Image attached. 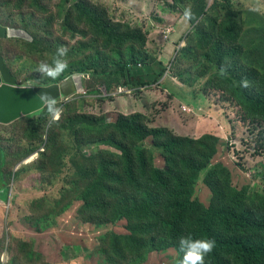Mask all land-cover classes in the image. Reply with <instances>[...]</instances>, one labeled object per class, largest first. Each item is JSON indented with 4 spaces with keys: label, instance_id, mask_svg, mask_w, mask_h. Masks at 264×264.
Returning a JSON list of instances; mask_svg holds the SVG:
<instances>
[{
    "label": "rangeland",
    "instance_id": "1",
    "mask_svg": "<svg viewBox=\"0 0 264 264\" xmlns=\"http://www.w3.org/2000/svg\"><path fill=\"white\" fill-rule=\"evenodd\" d=\"M75 1L45 0L43 9L23 8L22 15L0 6L1 26L14 27L15 36L31 40L33 34L40 41L36 49L30 50L15 42L17 38L0 40L2 57L6 59L5 63L17 84L47 87L41 84L55 82L52 84L58 85L70 76L76 77L73 83L78 89L71 96L59 99L52 119L60 116L63 110L60 103L68 101L66 106L70 115L82 112L102 123H111L120 114L128 115L139 110L147 115L149 126H165L176 135L191 138L215 135L221 139V144L214 163H222L230 170L232 184L236 188L249 187V205L264 202V146L258 140L264 135V123L252 121L244 124L240 119L242 108L229 94L232 90L256 93L255 85L248 82L244 87L237 80L245 69H249L247 63L251 57L241 54L242 49L237 44L228 43L222 36L215 41L207 34L202 36L209 22L200 18L191 25L184 16L186 10H191V4L175 7L171 0H86L104 9L112 21L126 22L146 32L147 56L143 62L146 65L139 64L142 69L150 67L153 62H163L162 76L155 84L127 89L118 87L116 80L112 86L105 87V83L98 84L93 80L100 79L96 75L102 73L96 70L129 56L119 58L104 49L99 40L93 39L83 23L67 21L66 13ZM213 1L207 0V7ZM217 3L216 8L233 3V11L239 12L240 18L246 22L243 31L256 24L264 28V0H217ZM211 11L209 13L213 15L220 10ZM166 14L174 16L172 19L184 17L185 22L182 34L169 42L162 38L172 21L170 16L165 17ZM50 18H53L51 26L48 25ZM21 27L29 29L30 33L26 31L29 36L17 31ZM259 43L260 40L249 47L256 51L255 46ZM216 45L222 47L223 54L214 52ZM59 47L68 50L67 67L58 76L40 71L41 64L53 63ZM31 76L35 79H28ZM61 76L64 78L59 79ZM226 79L232 80L231 86L225 84ZM108 81L110 79L106 78ZM83 86L87 87L86 90ZM96 87H99V92L94 91ZM164 87H173L172 93ZM144 96L150 98L143 99ZM143 103H147L149 108H143ZM183 106L192 112L188 113ZM9 131L13 129L5 131L0 128V147L7 155L16 152L24 155L25 150L37 149L4 172L8 194L7 201L0 203V264L2 257L5 264H113L110 259L116 264H124L122 259L103 254L105 249L101 240L109 233L127 234L125 220L103 228L83 222V202L79 195L89 181L85 173L89 162L82 156L73 158L66 155V146L59 153L61 163L57 167L53 165L57 155L45 167L48 168L47 173L23 170V166L33 165L44 150L46 135L41 144H30L25 139H17ZM14 134H19V131ZM64 138L67 143V137ZM144 144L150 147V138ZM91 148L95 149L96 145ZM100 148L115 152L110 146ZM155 163L160 168L163 166L158 157ZM201 181L197 184L196 196L206 205L210 194ZM49 211V216H46ZM30 251L35 254L31 259L27 256ZM151 254L146 264H176L183 255L174 249Z\"/></svg>",
    "mask_w": 264,
    "mask_h": 264
},
{
    "label": "trees",
    "instance_id": "2",
    "mask_svg": "<svg viewBox=\"0 0 264 264\" xmlns=\"http://www.w3.org/2000/svg\"><path fill=\"white\" fill-rule=\"evenodd\" d=\"M171 1L175 7L183 3L192 5L191 18L188 19L191 25L200 18L209 22L202 36L207 34L213 41L222 36L228 43L237 44L242 49L241 54L251 57L247 63L249 69H245L237 80H247L255 85L256 93L232 90L229 94L242 108L243 117L240 116V119L244 124L252 121L264 123V28L256 24L243 31L246 22L240 18L239 12L233 11V3L221 4L216 8L217 0L210 7H207V0ZM44 2L0 0V6L22 15L23 8L43 9ZM216 10L220 11L213 15L209 13ZM66 18L68 22L83 23L91 37L99 40L104 49L119 58L129 56L96 70L102 72L96 75L100 79H93L96 83H105V87H110L117 80L118 87L129 89L150 86L160 80L162 61L153 62L155 65L151 63L150 67L144 69L139 66L147 56V34L139 27L112 21L104 9L86 0H76L66 13ZM50 20L49 26L53 18ZM17 29L30 33L27 27ZM216 33L217 37H214ZM6 39L10 40L5 38L3 41ZM259 40L256 51L249 47ZM14 41L30 50L36 49L40 43L38 36L33 34L31 40L17 38ZM244 47H247L246 51ZM221 49L220 45H216L214 52L223 54ZM79 71L87 72L85 69ZM63 78L61 76L59 79ZM106 78L110 79L108 83ZM224 82L231 86L232 80L226 79ZM52 83L55 82H43L41 85L49 86ZM83 87L86 90L87 87ZM164 88L172 93L173 87ZM94 91L99 92V87ZM60 98L51 100L55 101L53 111L50 112L45 105L40 111L12 124H0V128L5 131L13 129L9 131L12 135L30 144H41L46 135L44 150L38 154L33 165L23 166V170L47 173L48 168L45 167L57 155L58 159L53 165L57 167L61 163L59 153L66 146V155L73 158L82 156L89 162L85 172L89 181L79 195L83 202V222L98 228L120 220L126 222L127 234L109 233L101 240L105 249L103 254L122 259L124 264H146L151 253L162 254L170 249L181 253L179 238L191 235L197 239L215 240V248L206 256L205 264H264V202L249 205V187L236 188L232 184L230 170L222 163H214L221 144L219 137L212 134H203L198 138L176 135L168 127L149 126L147 115L138 111L120 114L115 121L102 123L86 113L70 115L66 106L68 101L60 103L63 110L57 119H52ZM15 131H19V134H14ZM149 138L151 145L147 147L144 143ZM258 140L264 146V135ZM94 145L96 148L92 149ZM109 146L115 152L100 148ZM36 149L25 150L24 155L10 153V156L1 148L3 186L0 200H6L8 194V180L4 172ZM157 157L163 163L161 168L156 166ZM200 179L210 194L206 205L196 196ZM34 255L30 251L27 256L31 259Z\"/></svg>",
    "mask_w": 264,
    "mask_h": 264
},
{
    "label": "water",
    "instance_id": "3",
    "mask_svg": "<svg viewBox=\"0 0 264 264\" xmlns=\"http://www.w3.org/2000/svg\"><path fill=\"white\" fill-rule=\"evenodd\" d=\"M14 31L0 25V40L5 38H21L26 40L21 36H15ZM17 31H22L28 35L23 30ZM75 78L70 76L58 85L53 84L47 87L19 86L0 53V124L7 125L17 121L21 117L40 111L46 104L38 99V97L45 96L49 100H54L57 97L66 98L71 96L78 89H76L73 83ZM53 88L58 91L55 97L42 93V91H47L48 93ZM1 167L2 151L0 150V188L2 187Z\"/></svg>",
    "mask_w": 264,
    "mask_h": 264
},
{
    "label": "clouds",
    "instance_id": "4",
    "mask_svg": "<svg viewBox=\"0 0 264 264\" xmlns=\"http://www.w3.org/2000/svg\"><path fill=\"white\" fill-rule=\"evenodd\" d=\"M184 16L186 19H190L191 10H186ZM171 33L172 28L168 27V30L163 32V40L167 41ZM67 51L66 48L59 47L56 51L53 63L51 65L41 64L40 71L47 75L58 76L67 67ZM241 83L244 87L248 86L247 80ZM38 99L42 100L47 105L50 112L54 110L55 101H51L45 96L38 97ZM183 109L188 113L192 112L190 108H186L185 106H183ZM178 243L179 250L183 254L179 264H205L206 256L212 253L215 248V240L209 238L197 239L193 238L191 235L181 236Z\"/></svg>",
    "mask_w": 264,
    "mask_h": 264
},
{
    "label": "crops",
    "instance_id": "5",
    "mask_svg": "<svg viewBox=\"0 0 264 264\" xmlns=\"http://www.w3.org/2000/svg\"><path fill=\"white\" fill-rule=\"evenodd\" d=\"M169 16H170V18H171L172 21L169 23L170 25H168V27H171L172 28V33L170 34L167 42H169L171 40V38H173L174 36H176L178 34H182V30H183V28L185 26L184 17H182V18L177 17V18L172 19L174 16H171L169 14H166L165 15V17H169ZM9 29L10 30H13L14 28H9ZM0 43H1V41H0ZM164 46L167 47L166 43L164 44ZM143 93H144V91H143ZM143 93H142V95H143ZM146 98L149 99L150 97L144 96L143 99H146ZM142 107L143 108L144 107L149 108V105H147V103H143ZM143 110H145V109H143ZM10 124H12V123H10ZM1 125H3V124H1ZM7 125H9V124H7ZM0 150H1V148H0ZM1 175H2V173H1ZM1 191H2V188H0V192ZM5 201H7V196H6V200H0V203H4Z\"/></svg>",
    "mask_w": 264,
    "mask_h": 264
},
{
    "label": "bare ground",
    "instance_id": "6",
    "mask_svg": "<svg viewBox=\"0 0 264 264\" xmlns=\"http://www.w3.org/2000/svg\"><path fill=\"white\" fill-rule=\"evenodd\" d=\"M57 89H55V88H53V89H50L49 91H48V93H47V91H42V93L44 94V95H48V96H54L55 97V95L57 94Z\"/></svg>",
    "mask_w": 264,
    "mask_h": 264
},
{
    "label": "built area",
    "instance_id": "7",
    "mask_svg": "<svg viewBox=\"0 0 264 264\" xmlns=\"http://www.w3.org/2000/svg\"><path fill=\"white\" fill-rule=\"evenodd\" d=\"M1 263H2V264H5V259H4V257H2V259H1Z\"/></svg>",
    "mask_w": 264,
    "mask_h": 264
}]
</instances>
